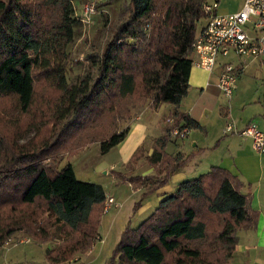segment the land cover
<instances>
[{
  "label": "trees",
  "instance_id": "trees-1",
  "mask_svg": "<svg viewBox=\"0 0 264 264\" xmlns=\"http://www.w3.org/2000/svg\"><path fill=\"white\" fill-rule=\"evenodd\" d=\"M73 2L0 0V102L10 100L29 113L44 74L60 93L58 108L33 141L18 144L0 133V250L20 232H37L41 218H53L71 233L57 253L48 251L50 264L67 263L91 249L99 236L104 188L80 181L71 163L59 169L50 161L103 117L108 104L114 110L117 99L139 95L153 111L172 105L176 126L202 129L179 109L189 92L193 43L207 18L208 0H131L104 53L89 56L96 73L71 83L67 50L82 26ZM0 122L21 133L1 114ZM129 132L127 127L100 141L102 155ZM170 141L168 133L154 141L147 159L155 175L119 174L145 189L138 207L191 160V155H169ZM242 188L239 177L218 166L181 182L139 226L129 223L107 264H228L237 232L253 230L259 217Z\"/></svg>",
  "mask_w": 264,
  "mask_h": 264
},
{
  "label": "rangeland",
  "instance_id": "rangeland-1",
  "mask_svg": "<svg viewBox=\"0 0 264 264\" xmlns=\"http://www.w3.org/2000/svg\"><path fill=\"white\" fill-rule=\"evenodd\" d=\"M88 1L75 0L73 2L75 16L79 17L81 15L83 6ZM130 1L106 0L100 4L89 23L81 22L82 26L77 31L74 43L67 50L66 69L69 82L74 83L78 79H82L84 75L92 72L96 73L91 62L92 58L89 59V56L98 57L104 53L113 33L125 16L127 17V8ZM240 1L220 0V7L221 9L223 7L234 9ZM202 23L201 21L198 28L202 27ZM245 74L247 79L243 92H245L244 97L248 98L247 95H252L257 92L259 87L260 89L264 87V64L261 65L260 61H255L253 66L245 71ZM40 86L41 88L37 90L35 97V104L29 113L25 114L15 108L10 100L0 102V114L21 127V133L16 134L9 123L0 122V133H4L5 136L15 140L18 144L33 141L40 132H43L41 130H43L45 122L49 120L53 111L58 108L60 93H56L54 85L45 74L42 75ZM195 94V90L191 89L190 99H193ZM114 106L115 109L111 110L108 104L107 113L103 117L97 121H92L85 132L69 141L66 147L56 153L50 161L59 169L71 163L80 181L101 185L106 192L107 199L113 197L116 203L120 205L118 208L112 207L107 213L103 212L98 225L99 236L93 247L88 251L76 254L72 258L73 260H68L64 264H107L129 223L131 227L136 228L154 212L160 203L157 200L158 196L153 193L144 198L141 206L138 207L145 189L135 187L119 176V174L126 177L146 176L145 172H149L151 167L149 164L151 161L147 159L148 150L143 149L144 147L141 148L125 171L118 168L115 172H112L110 164L112 166L117 162V152L112 149L108 154L102 155L100 146V141L108 138L114 132L117 133L130 127L142 110L151 109L150 103L146 99H141L138 95L129 99H117ZM172 107V105L166 104L157 113H152H155L153 119L159 121L161 126L151 125V136L156 137L168 133L172 139L180 140L172 134L174 130L179 129L175 125V111L174 109L170 110ZM40 119L42 121H39ZM165 123L167 126L163 133ZM60 159L62 160L60 161ZM212 160L214 159H195L186 170L190 173L193 167L192 171L205 167L204 171L198 173L201 175L208 172L212 168V164L218 166L219 163L217 162L220 159H217L215 163H210L213 162ZM149 205L152 209L144 211L149 208ZM40 226L42 228H39ZM37 228L38 230L35 233L20 232L12 236L0 250V264H50L48 251L57 253L71 230L65 225H57L53 218L49 219L47 217L41 218ZM28 239L31 241L27 242Z\"/></svg>",
  "mask_w": 264,
  "mask_h": 264
},
{
  "label": "crops",
  "instance_id": "crops-1",
  "mask_svg": "<svg viewBox=\"0 0 264 264\" xmlns=\"http://www.w3.org/2000/svg\"><path fill=\"white\" fill-rule=\"evenodd\" d=\"M215 1L220 4V0ZM243 3L244 0H241L234 9L230 7L221 9L219 5V13H236L242 8ZM191 57L192 59L196 58L193 54ZM229 59H220V65L212 73L197 67L192 68L189 92L182 101L179 111L190 115L202 126V129L191 130L190 135L183 140L171 138L166 147V152L171 156L180 155L183 158L191 155V160L155 194L158 196L157 200L161 202L172 194L181 182L199 177L200 174L198 173L204 171L205 167L192 171L193 167L190 173L186 170L193 160L214 159L210 163H215L217 159H220L217 162L219 163L217 164L218 167L225 168L240 178L243 183L242 192L249 196L251 207L259 214L256 227L253 230H239L237 232L238 244L234 256L228 264H264V154H260L254 149L251 138L242 137L234 132H226L228 125H233L238 131L249 126H255L264 134V87L261 89L259 87V93L257 90L256 93L247 95L248 98L244 97L245 92H243L247 79L245 71L249 70L255 61H260L261 65L264 64V58L248 60L246 63L234 56ZM226 62H232L240 68L241 64L244 63L243 72L238 78L237 88L231 100L227 99L218 87L222 70L221 64ZM191 89L196 92L193 99L189 97ZM159 109L153 111L147 108L136 116L130 126L126 140L114 148L118 159L112 166L110 164L112 172L118 168L125 171L140 148L144 147L143 149L148 150L147 156H151L154 141L164 135L156 137L150 135L151 125L161 126L159 121L153 119L154 114ZM173 109L174 107L170 110ZM153 112L155 113L152 114ZM166 126L165 123L163 133ZM212 165V167L215 166V164ZM147 174L155 175L154 167L151 166L149 172H145V175ZM151 209L149 205V208L144 211Z\"/></svg>",
  "mask_w": 264,
  "mask_h": 264
},
{
  "label": "built area",
  "instance_id": "built-area-1",
  "mask_svg": "<svg viewBox=\"0 0 264 264\" xmlns=\"http://www.w3.org/2000/svg\"><path fill=\"white\" fill-rule=\"evenodd\" d=\"M104 1L106 0H89L79 16L81 22L89 23L97 12L98 4ZM219 5L218 1L204 5L207 18L193 43L192 54L196 57L193 59V67L212 73L220 65L222 58L229 59L234 56L245 61L244 63L264 58V0H244L242 8L232 14H220ZM244 63L241 68L232 62L221 64L218 87L230 100L234 96ZM191 130L185 126L179 127L172 134L175 138L183 140L190 135ZM226 132L251 138L254 149L264 154V134L255 126L238 131L233 125H228ZM112 207L118 208L120 205L110 197L105 202L104 213Z\"/></svg>",
  "mask_w": 264,
  "mask_h": 264
}]
</instances>
